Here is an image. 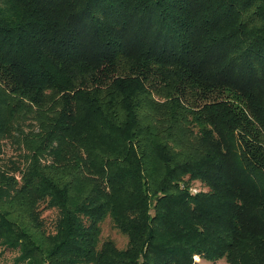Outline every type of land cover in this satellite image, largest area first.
Returning <instances> with one entry per match:
<instances>
[{
	"label": "trees",
	"instance_id": "trees-1",
	"mask_svg": "<svg viewBox=\"0 0 264 264\" xmlns=\"http://www.w3.org/2000/svg\"><path fill=\"white\" fill-rule=\"evenodd\" d=\"M5 139L15 264H264V0H0Z\"/></svg>",
	"mask_w": 264,
	"mask_h": 264
},
{
	"label": "rangeland",
	"instance_id": "rangeland-1",
	"mask_svg": "<svg viewBox=\"0 0 264 264\" xmlns=\"http://www.w3.org/2000/svg\"><path fill=\"white\" fill-rule=\"evenodd\" d=\"M25 130L34 129L36 124L35 121L32 122L31 125H28L25 123L24 125ZM2 150L0 153V160L7 162L11 159L15 160L18 158V154L20 150L16 145L12 143V141H7L6 139L2 141ZM0 161V163H1ZM18 174V173H15ZM200 187L196 184L192 186V191L195 192ZM40 208L42 209L41 216L45 220L46 227L48 230H53L54 220L56 218V210L55 209H46L44 205H40ZM102 227V239L104 238H111L115 241L116 245L119 247H123L126 243V237L118 232L116 229L113 228L111 225L110 219L106 218L103 223L101 224ZM17 254V251L3 248V246H0V264H15L14 263V257ZM195 259V257H194ZM198 264H228L225 259H219L216 261H211L207 259H195Z\"/></svg>",
	"mask_w": 264,
	"mask_h": 264
},
{
	"label": "bare ground",
	"instance_id": "bare-ground-1",
	"mask_svg": "<svg viewBox=\"0 0 264 264\" xmlns=\"http://www.w3.org/2000/svg\"><path fill=\"white\" fill-rule=\"evenodd\" d=\"M195 259L200 260V258L198 256H195Z\"/></svg>",
	"mask_w": 264,
	"mask_h": 264
}]
</instances>
